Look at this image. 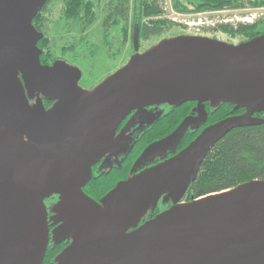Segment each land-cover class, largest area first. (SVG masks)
<instances>
[{
  "label": "water",
  "instance_id": "1",
  "mask_svg": "<svg viewBox=\"0 0 264 264\" xmlns=\"http://www.w3.org/2000/svg\"><path fill=\"white\" fill-rule=\"evenodd\" d=\"M47 1L0 0V114L28 139L0 152V264H42L43 200L51 195L84 206L72 224L82 233L54 264H264V180L179 203L215 144L233 130L264 123L254 117L264 112V34L238 44L163 38L85 90L79 69L39 63L43 34L32 21ZM38 89L61 98L48 114L28 106ZM186 103L196 104V116L146 147L138 161L174 148L189 127L202 126L207 103L245 111L206 127L171 158L119 184L103 208L84 195L92 167L114 149L116 131L133 111ZM167 184L175 204L127 232L130 211L132 226L137 210Z\"/></svg>",
  "mask_w": 264,
  "mask_h": 264
},
{
  "label": "trees",
  "instance_id": "2",
  "mask_svg": "<svg viewBox=\"0 0 264 264\" xmlns=\"http://www.w3.org/2000/svg\"><path fill=\"white\" fill-rule=\"evenodd\" d=\"M50 1L48 0L43 9L37 13V17L44 13ZM60 1L61 17L66 23L77 28L80 33L100 19L103 42L106 45H114V48H121L123 43L131 37L132 48L135 49L142 42H148L153 38L159 39L174 27L179 26L163 19L165 11L159 0ZM170 3L172 10L180 15L264 8V0H170ZM202 29L204 32H221L229 37H240L242 42H245L264 34V17L250 24L238 23L233 26L218 23L214 27ZM49 40L44 32L40 48L46 46ZM192 105L194 104L186 103L181 108H169L172 109V113H169L167 120L168 132L181 122L187 113L184 111H188ZM205 110L207 121L204 127L243 112V109L229 104H219L212 108L207 103ZM254 117L264 120V116L255 115ZM186 144L184 143L183 146ZM142 150V148L138 149L135 157ZM253 180H264V123L256 127L233 130L215 144L205 157L196 179L190 183L184 200L187 202L196 200L233 189Z\"/></svg>",
  "mask_w": 264,
  "mask_h": 264
},
{
  "label": "flooded vegetation",
  "instance_id": "3",
  "mask_svg": "<svg viewBox=\"0 0 264 264\" xmlns=\"http://www.w3.org/2000/svg\"><path fill=\"white\" fill-rule=\"evenodd\" d=\"M38 20L39 17L36 16L32 21V25L35 30L42 33L44 37V33L40 31ZM103 41L104 40L101 36L103 48H114V45H106ZM129 44L131 47V37L129 39ZM37 47L41 51L38 57L41 66H52L53 63L57 61H63L67 65L79 69L74 63V60L69 61L64 57L53 58V54L51 52L47 53L45 47L40 48V41L37 43ZM137 49L138 47L135 48V53H137ZM112 62H115V59H113ZM18 78H21L20 74L18 75ZM92 88L93 86L85 90H91ZM58 96L59 94L56 91L38 89L32 99H27V103L33 111L38 105H40L43 112L48 114L61 100ZM191 104L194 105H192L190 110L185 111L187 113L183 119L188 116H196V104ZM169 108H172V106L154 105L144 107L137 111H133L121 123L114 137V149L111 152L106 153L92 167L91 178L87 185L82 188V192L85 196L103 208L106 196L119 184L127 183L132 177L140 172L171 158L185 148L201 133L203 129L206 128L204 127L206 122L199 127L191 126L186 131L180 143L174 148L168 149L164 152L157 151L150 157L138 161L139 156L146 147L167 137L181 123L180 122L171 132H168L169 126L167 120L170 115L169 113H172V109ZM244 111L245 110L243 109L241 114H243ZM255 115L264 116V112L256 113L254 116ZM172 120L174 121V119ZM185 141H188V143L183 146ZM16 142L26 143L28 142V139L24 135H19L18 130L13 129L10 123L0 114V152H2L5 147L12 148ZM140 148L143 150L137 157H135L137 150ZM174 196V190L169 184H167L163 193L147 205L144 211L137 210V213L134 216L135 218L132 221V226L134 227L131 226L130 211V224L128 225L127 232H131L135 227L141 226L159 213L169 209L175 204ZM184 202L186 201L183 196L179 203ZM43 203L47 212L48 243L42 264H54L57 255L72 243L74 237L82 233V228L78 226L73 227L72 224L77 213L84 209V206L77 201H65V199L61 198L59 195L47 196L44 198ZM117 210H119V206H117L116 211Z\"/></svg>",
  "mask_w": 264,
  "mask_h": 264
},
{
  "label": "rangeland",
  "instance_id": "4",
  "mask_svg": "<svg viewBox=\"0 0 264 264\" xmlns=\"http://www.w3.org/2000/svg\"><path fill=\"white\" fill-rule=\"evenodd\" d=\"M159 1L165 11L163 19L179 26L174 27L159 39L153 38L148 42H142L138 46V53L155 45L160 39L178 35L204 36L230 44H238L242 42V38L229 37L221 32H204L202 28H207L212 23L222 19H227V24L235 26L238 23L250 24L264 17V8L180 15L172 10L170 0ZM60 10L61 1L51 0L44 13L39 17L40 30L44 31L50 39V42L46 43L44 47L47 53L51 52L53 54V58L64 57L69 61L74 60V63L82 73L79 82V86L82 89L98 85L106 77L124 66L135 53L132 43L130 47L129 40L123 43L121 48H103L101 43L103 30L100 26V19L83 33H80L77 28L64 21ZM242 19H247L248 22H243ZM116 40L119 42L118 39ZM113 59H115V62H112ZM184 143H188V141Z\"/></svg>",
  "mask_w": 264,
  "mask_h": 264
},
{
  "label": "built area",
  "instance_id": "5",
  "mask_svg": "<svg viewBox=\"0 0 264 264\" xmlns=\"http://www.w3.org/2000/svg\"><path fill=\"white\" fill-rule=\"evenodd\" d=\"M242 21H243V22H248L247 19H242ZM227 22H228L227 19H222V20H220V21L218 20V21L212 23L211 25H209V27H214V26H215L216 24H218V23L227 24Z\"/></svg>",
  "mask_w": 264,
  "mask_h": 264
}]
</instances>
